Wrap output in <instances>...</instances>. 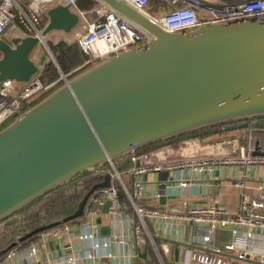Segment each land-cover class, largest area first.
<instances>
[{
	"label": "water",
	"instance_id": "95a60500",
	"mask_svg": "<svg viewBox=\"0 0 264 264\" xmlns=\"http://www.w3.org/2000/svg\"><path fill=\"white\" fill-rule=\"evenodd\" d=\"M153 35L141 49L98 59L68 77L0 130V224L88 171L109 164L74 213L20 241L81 218L90 197L110 188L116 160L162 141L223 125L246 128L264 116V15L171 31L123 0H100ZM27 4L29 0H20ZM43 30L0 39V82L29 81L32 53L55 30L80 22L71 3L51 6ZM140 167L142 160L132 162ZM133 176L129 191H133ZM114 201L108 199L104 212Z\"/></svg>",
	"mask_w": 264,
	"mask_h": 264
},
{
	"label": "crops",
	"instance_id": "0c3cea01",
	"mask_svg": "<svg viewBox=\"0 0 264 264\" xmlns=\"http://www.w3.org/2000/svg\"><path fill=\"white\" fill-rule=\"evenodd\" d=\"M22 5L27 6L23 3ZM81 31L80 26L69 33L62 30L52 31L45 36L46 43L50 45V48L54 46L56 53L59 54L58 46L68 42L62 36L72 34L77 37ZM47 45L40 43L32 53L33 60L39 61L38 75L53 60ZM59 73V78H62L60 70ZM230 131L232 132H228L231 135H228L227 131L216 130L200 138L187 139L176 146L167 145L158 151L142 152L139 156L142 157L143 166L159 164L165 168L139 174L127 173L123 175L122 181L114 180L113 184L115 185L116 181L120 184L122 191L127 194L126 190L130 189L133 176L135 183L143 182L144 187L137 204L147 207L176 208L184 211L191 205L203 206L216 201L222 208L231 212L238 211L243 192L250 199L259 197L261 192L258 185L264 182V168L243 164L224 165L212 161L217 157L224 158L227 155L240 153L239 147L246 143L245 135L241 138V133ZM254 151L264 153V148L254 147ZM131 157L132 155H129L116 160V167L124 171L133 166ZM202 159L210 160L206 166H203V171L195 170L197 164H180L194 163ZM198 167L201 166L198 165ZM105 170L103 172H106ZM243 176L246 186L242 190L234 185V181ZM184 181L188 183L186 187L180 185V182ZM106 201L97 213L85 215L76 220L73 229L66 236L43 239L38 233L31 239H27L28 241L25 240L26 242L1 241L2 250H5L6 246L8 248L2 252V256L0 255V264H172L174 261L201 264L192 259L193 253L202 255L213 252L203 242L196 227L182 219L147 220L148 231L155 245L148 235L143 243L137 244L134 236V224L137 217L132 201L129 197L123 198L122 201L114 200L109 210L104 212ZM5 226V223L0 224V232L5 229ZM90 231L93 233L92 238H82L84 233ZM258 239L252 241L256 254L239 259L237 250L225 248L234 241L232 230L220 228L215 235V243L222 252L220 255L213 253L212 257L224 261L234 260L236 264H256L260 248ZM97 241L108 242V245L96 247ZM165 247H169L170 252L165 253ZM11 248H16V255L5 257L4 254Z\"/></svg>",
	"mask_w": 264,
	"mask_h": 264
},
{
	"label": "built area",
	"instance_id": "2783aa9c",
	"mask_svg": "<svg viewBox=\"0 0 264 264\" xmlns=\"http://www.w3.org/2000/svg\"><path fill=\"white\" fill-rule=\"evenodd\" d=\"M55 1L29 0L27 7L33 15H40L47 5ZM96 1L97 3L91 9L83 10L76 5L75 0H68L74 11L79 15V26L82 29L77 34L78 43L85 56L81 67L90 66L98 59L119 54L129 48L141 49L153 39L150 32L122 16L102 1ZM123 1L171 31L186 30L213 22L240 23L264 15V0H159V3L150 2L149 0ZM23 6L20 0H0V39L4 37L8 27L16 24L18 17H27L30 20L29 13ZM18 8L21 9V12L16 11ZM61 79L64 80L65 76H62ZM55 85L56 81L45 83L38 74H35L27 82L12 79L0 82V130L21 115L29 107V101L33 97ZM239 149V154L227 155L224 158L217 157L212 161L224 165L243 164L263 166L264 168V153H256L254 149H250L245 144ZM138 159L142 160V157L137 156L135 153L132 154V162H136ZM208 161L210 160L202 159L194 163L183 162L180 164H197L195 170L203 171V166H206ZM198 165L201 167L199 168ZM163 168L165 167L159 164L150 166L141 164L140 167L131 166L124 171L113 174V177L114 180L122 181L123 175L127 173L139 174ZM187 184V181L180 182L182 187H186ZM160 185L162 184L160 183ZM234 185L243 190L246 186L245 177L237 178ZM143 187V182H137L134 184L132 192L126 190L134 205L137 217L134 224V236L137 244L143 243L148 235L150 241L155 245L153 237L148 231L147 220L162 219L171 221L182 219L196 227L203 242L212 249V254L220 255L222 252V249L217 247L215 243V235L220 228H230L232 230L234 241L225 248L227 250H237L239 259H245L256 254L252 241L259 238L260 248L256 264H264V182L258 185L261 192L259 197L250 199L244 192L242 193L239 210L235 212L222 208L216 201L203 206L191 205L184 211L176 208L143 206L137 204ZM100 193V196L92 195L90 197L85 213L81 218L85 215L90 216L97 213L107 199L117 200V188L113 183L110 188L100 190ZM75 221L63 222L39 234L43 239L66 236L73 229ZM92 237L93 233L91 231L82 235V238L86 239ZM101 245L107 246L108 242L101 243L97 241L95 243L96 247ZM164 252H170V248L165 247ZM15 254L16 248H12L10 253L4 255L9 258ZM212 254L198 255L193 253L192 259L201 264H236L234 260H217L212 257ZM172 264L187 263L174 261Z\"/></svg>",
	"mask_w": 264,
	"mask_h": 264
},
{
	"label": "trees",
	"instance_id": "16d2710c",
	"mask_svg": "<svg viewBox=\"0 0 264 264\" xmlns=\"http://www.w3.org/2000/svg\"><path fill=\"white\" fill-rule=\"evenodd\" d=\"M149 1L154 3L160 2L159 0H149ZM75 3L79 8L83 10H88L91 9L97 3V1L75 0ZM58 47L60 48L59 54L56 53L54 46H51V49L56 54V58L58 59L61 68L63 69L64 73L67 74L68 77H72L88 67V66L81 67V64L85 59V56L80 48L79 43H77V45H74L73 48H71V45L67 46V44L65 45L61 44ZM39 76L45 83L56 81V85L53 86L51 89H48L44 92H40L35 97H33L29 101L28 104L29 106L35 105L48 93H50L58 86L62 85L64 82L61 78H59L60 77L59 70L53 62L48 63L45 69L43 70V72H41ZM248 123L249 124L246 128H248V130L254 133L255 137L256 134H259L261 138V139L259 138L260 139L259 140L258 137H256V140L254 141V147L258 148L259 146V148L261 149L262 147L264 148V116L252 118L248 121ZM218 128L223 129V125H216V126L200 129L197 131H193L172 138L167 141H162L157 144H152L135 152V154L139 156L142 152L158 151L162 147L167 145L176 146L187 139L200 138L209 135L214 131L218 130ZM104 170L106 172L110 170L109 164H105L103 165V167L97 170L88 171L84 174L79 175L78 177H76L75 179H73L63 187L38 199L31 205L21 210L16 215L11 217L10 219L3 222L6 224V226L5 229L2 232H0V242L3 240H9V241L12 240V242L20 241L21 238L25 237L30 232L42 226L49 225L53 222L62 220L68 215L74 213L78 208L81 200L83 199L85 194L90 190L93 184H95L96 182L102 179V174ZM115 187L117 188V199L119 201H122L123 198H128L127 194H125L122 191L120 184H118L116 181H115ZM93 195L100 196L101 193L100 191H98ZM78 220L79 219H77V221ZM2 248L3 245L0 244V254L4 252L6 248H8V246L5 247V250H2Z\"/></svg>",
	"mask_w": 264,
	"mask_h": 264
},
{
	"label": "rangeland",
	"instance_id": "374dc122",
	"mask_svg": "<svg viewBox=\"0 0 264 264\" xmlns=\"http://www.w3.org/2000/svg\"><path fill=\"white\" fill-rule=\"evenodd\" d=\"M64 3H68V0H56L54 3H51L50 5H47L43 9V12L40 13V15H33V13L29 10V7H27V6L24 5L23 8L27 11V13H29V18H30L31 21L27 17H25V18L18 17L17 18V21H16V24L15 25H12V26H10V27L7 28V30L5 32V35H4L5 39L7 41L11 42V40L13 38H15V37H25L27 35H31V34L34 33V26H36L40 30H43L46 27L47 23H48V16H47L48 9L51 6H53V5L64 4ZM20 10L21 9L18 8L16 11L17 12H21ZM80 28H81V26H80ZM75 31H74V33L76 34ZM47 35H49V34H47ZM62 37H64L65 39H67V41H68L67 44L68 45H71V48H73L74 45H77V43H78L77 37L74 36V35H72V34H69L67 36L66 35H63ZM47 38H49V37L47 36ZM45 41H46V38H45ZM47 46H49V48H50V45H47ZM48 51H49V49H48ZM52 52L54 53V51H52ZM54 55L56 56L55 53H54ZM57 61H58V59H57ZM52 62H53V60H52ZM34 67H35L36 71L38 72L39 71V61H35ZM218 130L219 131H224V129H221V128H218ZM246 130H248V128H246ZM246 130H245V128H237V129H235L233 131H235L234 133H241V138H243L242 136L245 135V139H244V141L246 142L245 145L247 147H249L250 149H254V141L256 140V137H258V139H259L260 136H259V134H256V137H255L254 133H252L250 130H248V131H246ZM229 132H232V131H229ZM229 132L227 134L228 135H231V134H229ZM246 133H247V136H246ZM260 143H261V141H260ZM11 249H8L6 251V254L10 253Z\"/></svg>",
	"mask_w": 264,
	"mask_h": 264
},
{
	"label": "flooded vegetation",
	"instance_id": "af4514ba",
	"mask_svg": "<svg viewBox=\"0 0 264 264\" xmlns=\"http://www.w3.org/2000/svg\"><path fill=\"white\" fill-rule=\"evenodd\" d=\"M2 39L5 40V37H3ZM5 41H7V40H5ZM8 42H9V41H8ZM11 42H12V40H11ZM0 57H1V53H0Z\"/></svg>",
	"mask_w": 264,
	"mask_h": 264
}]
</instances>
